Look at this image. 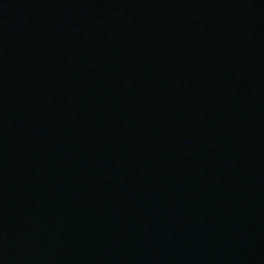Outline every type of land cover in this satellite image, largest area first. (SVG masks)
<instances>
[{
    "label": "water",
    "instance_id": "obj_1",
    "mask_svg": "<svg viewBox=\"0 0 264 264\" xmlns=\"http://www.w3.org/2000/svg\"><path fill=\"white\" fill-rule=\"evenodd\" d=\"M0 264H264V0H0Z\"/></svg>",
    "mask_w": 264,
    "mask_h": 264
}]
</instances>
